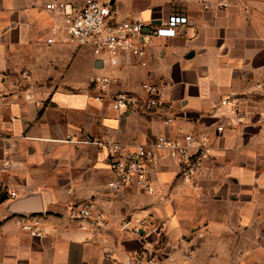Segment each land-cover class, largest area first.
Masks as SVG:
<instances>
[{
	"label": "crops",
	"instance_id": "crops-1",
	"mask_svg": "<svg viewBox=\"0 0 264 264\" xmlns=\"http://www.w3.org/2000/svg\"><path fill=\"white\" fill-rule=\"evenodd\" d=\"M50 1L0 0V192L8 193L0 204V264H117L139 251L161 264H264V0H102L118 20L187 18L175 36H150L143 59L120 53L114 63L60 34L47 45L52 26H63L45 10ZM91 75L112 78L111 92L155 84L175 124L162 123L165 113L95 100ZM231 95L240 114L220 103ZM181 133L206 137L209 155L184 181L167 151L156 150L153 195L111 191L105 152L69 141L150 144ZM26 195L38 197V213L4 211ZM84 202L103 213L100 232L71 220V208ZM21 216L37 219L41 234L24 229ZM124 218L149 226L122 230Z\"/></svg>",
	"mask_w": 264,
	"mask_h": 264
},
{
	"label": "built area",
	"instance_id": "built-area-1",
	"mask_svg": "<svg viewBox=\"0 0 264 264\" xmlns=\"http://www.w3.org/2000/svg\"><path fill=\"white\" fill-rule=\"evenodd\" d=\"M45 10L59 17L63 26H52L45 37L47 45L53 44L56 35H62L65 41L77 46H89L97 57L107 55L112 63L120 53L134 54L143 59L149 45L150 36L172 37L178 29L187 23V18L182 15H170L159 23L146 20L137 15L134 18L118 20L112 13L111 6L102 0H87L82 6H72L54 0L45 4ZM141 64L146 62L141 60ZM28 71L21 73V78H26ZM89 84L95 91L94 99L106 97L111 106L119 111H135L140 113H165L162 123L174 125L175 119L168 114V103L164 102L158 88L151 82H142L137 91L111 92L112 78L103 75H91ZM222 105H229L231 110L240 114V105L234 95L220 100ZM264 125V116H261ZM241 122L238 117L237 123ZM218 131L222 125L216 127ZM179 131V130H178ZM69 141L79 144H89L102 149L106 154V163L110 171V178L106 182L111 191H120L125 188L135 187L147 195L154 194L150 169L156 163L155 151L164 149L169 157L180 167V175L184 181L193 179L197 169L204 158L209 155L208 140L203 136L181 133L178 137L159 134L153 143L132 142L122 144L114 139L85 138ZM70 192V190H69ZM11 197L14 192L9 193ZM70 218L78 229L92 228L96 232L104 225L103 213L93 202H84L70 210ZM19 221L24 229L33 234H41L38 220L30 216H21ZM135 224L130 226L131 218H124L120 224L122 230L131 229L139 233L142 228L149 226L144 218H136ZM261 236L264 238V222L261 226ZM106 257H111L105 252ZM117 264H161L152 253L139 251L126 256L123 260H116Z\"/></svg>",
	"mask_w": 264,
	"mask_h": 264
},
{
	"label": "water",
	"instance_id": "water-1",
	"mask_svg": "<svg viewBox=\"0 0 264 264\" xmlns=\"http://www.w3.org/2000/svg\"><path fill=\"white\" fill-rule=\"evenodd\" d=\"M95 68L101 67V60H96ZM38 197L26 195L14 200H11L4 208V211L9 214H36L41 209L39 206ZM35 201V203H33Z\"/></svg>",
	"mask_w": 264,
	"mask_h": 264
},
{
	"label": "trees",
	"instance_id": "trees-1",
	"mask_svg": "<svg viewBox=\"0 0 264 264\" xmlns=\"http://www.w3.org/2000/svg\"><path fill=\"white\" fill-rule=\"evenodd\" d=\"M8 199L7 194L3 193L0 195V204Z\"/></svg>",
	"mask_w": 264,
	"mask_h": 264
},
{
	"label": "rangeland",
	"instance_id": "rangeland-1",
	"mask_svg": "<svg viewBox=\"0 0 264 264\" xmlns=\"http://www.w3.org/2000/svg\"><path fill=\"white\" fill-rule=\"evenodd\" d=\"M3 193L7 194V196H8V193L7 192H0V195L3 194Z\"/></svg>",
	"mask_w": 264,
	"mask_h": 264
}]
</instances>
